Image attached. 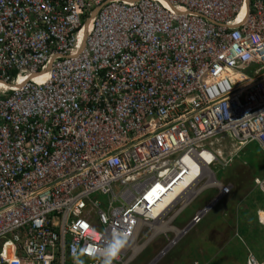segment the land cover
Instances as JSON below:
<instances>
[{
	"label": "built area",
	"instance_id": "2783aa9c",
	"mask_svg": "<svg viewBox=\"0 0 264 264\" xmlns=\"http://www.w3.org/2000/svg\"><path fill=\"white\" fill-rule=\"evenodd\" d=\"M253 144L264 0H0V264H99L114 229L117 264L164 236L156 264L231 194L214 168Z\"/></svg>",
	"mask_w": 264,
	"mask_h": 264
},
{
	"label": "rangeland",
	"instance_id": "374dc122",
	"mask_svg": "<svg viewBox=\"0 0 264 264\" xmlns=\"http://www.w3.org/2000/svg\"><path fill=\"white\" fill-rule=\"evenodd\" d=\"M229 141L228 136L222 139L226 144ZM214 172L219 182L233 186L231 194L156 264H178L186 254L192 259L191 264H207L209 260L212 264H245L249 253L264 261V228L258 220V212L264 208V195L256 188V181L264 175V155L257 145H249L232 167L226 170L217 167ZM217 194L216 189L202 192L177 217L174 226L185 227ZM166 243V238L160 237L132 264H155L153 259Z\"/></svg>",
	"mask_w": 264,
	"mask_h": 264
},
{
	"label": "clouds",
	"instance_id": "9594fccd",
	"mask_svg": "<svg viewBox=\"0 0 264 264\" xmlns=\"http://www.w3.org/2000/svg\"><path fill=\"white\" fill-rule=\"evenodd\" d=\"M96 239L101 240L102 246L94 248L92 255L98 259L99 264H117V261L120 259L121 255L127 249L130 238L128 235L114 229L112 231L111 237L106 241L104 240L103 235L96 237ZM136 260L137 259H135L134 262ZM77 264H84V261L77 258Z\"/></svg>",
	"mask_w": 264,
	"mask_h": 264
},
{
	"label": "crops",
	"instance_id": "0c3cea01",
	"mask_svg": "<svg viewBox=\"0 0 264 264\" xmlns=\"http://www.w3.org/2000/svg\"><path fill=\"white\" fill-rule=\"evenodd\" d=\"M260 211L263 212V211H264V208H261ZM258 220H259V219H258ZM184 258H185V259H183V260H179V261H178V264H191L192 259L190 258L189 254H186V255L184 256ZM183 262H184V263H183ZM212 263H214V262L211 261V260H209V261L207 262V264H212ZM176 264H177V263H176ZM245 264H246V263H245Z\"/></svg>",
	"mask_w": 264,
	"mask_h": 264
},
{
	"label": "bare ground",
	"instance_id": "6f19581e",
	"mask_svg": "<svg viewBox=\"0 0 264 264\" xmlns=\"http://www.w3.org/2000/svg\"><path fill=\"white\" fill-rule=\"evenodd\" d=\"M185 185H186V184H185ZM183 186H184V185H180V187H176V191H177V192H179V191H180V192L183 191ZM156 228H157L159 231L162 230V229H164V230H169V231L173 230V228L168 227L167 224H166V226H164V227H159V226H157ZM158 230H157V231H158ZM176 232H177V231H176ZM177 233H178V232H177Z\"/></svg>",
	"mask_w": 264,
	"mask_h": 264
},
{
	"label": "trees",
	"instance_id": "16d2710c",
	"mask_svg": "<svg viewBox=\"0 0 264 264\" xmlns=\"http://www.w3.org/2000/svg\"><path fill=\"white\" fill-rule=\"evenodd\" d=\"M255 145H256V144H255ZM257 147H258V146H257ZM258 148H259V147H258ZM259 150L261 151V149H260V148H259ZM261 153H262V155H264L262 151H261ZM246 260H247V259H246Z\"/></svg>",
	"mask_w": 264,
	"mask_h": 264
},
{
	"label": "flooded vegetation",
	"instance_id": "af4514ba",
	"mask_svg": "<svg viewBox=\"0 0 264 264\" xmlns=\"http://www.w3.org/2000/svg\"><path fill=\"white\" fill-rule=\"evenodd\" d=\"M263 176H264V175H263ZM263 176H262V177H263ZM262 177H260L259 179H261Z\"/></svg>",
	"mask_w": 264,
	"mask_h": 264
}]
</instances>
